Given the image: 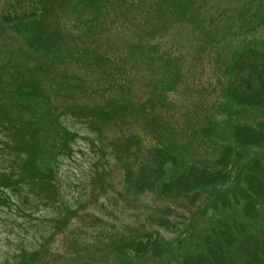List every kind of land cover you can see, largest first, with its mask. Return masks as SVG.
<instances>
[{
    "label": "rangeland",
    "instance_id": "obj_1",
    "mask_svg": "<svg viewBox=\"0 0 264 264\" xmlns=\"http://www.w3.org/2000/svg\"><path fill=\"white\" fill-rule=\"evenodd\" d=\"M16 1L0 0V122L6 123L1 137L3 147L13 149L17 169L24 176L40 177L29 186L41 197L32 193L26 204L22 194L11 196L8 191L7 202L0 201V264H17L22 254L27 258L31 252L29 264H203L207 254L206 264H264L261 150L249 147L252 157L245 162L241 158L231 173L227 199L217 206L206 202L207 210L191 221L189 212H197L198 206L152 201L156 188L146 182L157 167L144 168L139 163L142 151L129 157L122 148L141 149L145 144H138L137 134L151 138L150 125L142 127L136 108L156 98L158 82L173 92L177 104L191 100L204 112L217 102L223 81L215 73L223 75V70L216 71L205 43L209 20L191 25L190 12L194 18L197 8L198 13L218 8L213 15L219 42L245 24L262 37L264 0L260 9L259 0H195L196 9L189 0L192 7L183 11L164 0H25L17 13L35 11L38 18L31 20L38 22L30 26L20 20L11 28L1 16ZM202 48L207 50L201 53ZM214 71L213 86L194 84ZM240 77L235 87L243 88L250 101L245 108L227 97L235 104L225 117L254 120L264 110V90L255 92L264 74L249 68ZM192 91L203 102L193 100ZM175 118L171 116L174 123ZM203 118L209 122L213 117ZM225 120L219 139L239 135L252 140V128L260 127L243 128ZM142 223L157 225L151 227L158 235L152 228L142 235L140 227H131ZM203 230L211 241V255L200 241Z\"/></svg>",
    "mask_w": 264,
    "mask_h": 264
},
{
    "label": "trees",
    "instance_id": "obj_2",
    "mask_svg": "<svg viewBox=\"0 0 264 264\" xmlns=\"http://www.w3.org/2000/svg\"><path fill=\"white\" fill-rule=\"evenodd\" d=\"M164 1H173L172 4L179 9H182V11L184 8H191L192 6L190 3H193L196 9L195 0H190V3L189 0ZM24 2L25 0H17L15 3H11L9 5L8 13L1 16V22L11 28L16 26L20 20H22L24 24L34 26L38 22L37 20H31L38 18L35 11L17 13V8L24 6ZM200 6L204 7L203 4ZM261 6L262 4L259 0V9ZM217 9L218 8L214 6L210 9L208 8V11L204 10L203 12L201 11L198 13L199 9L197 8V14L194 18L192 17L191 12L188 16L191 25L192 22L200 20L202 23H205V17L209 20V26H204L206 29L205 43L206 45L209 43V50L215 57L213 60L217 67L216 71L223 70V75L220 74V71L217 73L214 71L211 73L209 79L197 80L194 84L198 85L200 81L206 83V85L211 84L213 86V80L215 77L211 76H214L215 73L216 77L223 81L216 92L215 98H217V102L212 103L210 108L204 112H202L191 100L189 101V104L186 103L185 106L182 105V103H179V105L171 96V93L173 92L170 89L165 88L162 83L160 86V82H158V86L155 90L156 98L153 97L150 102L149 99L148 103H144L145 105H141L142 103H140L136 108L138 115H141L142 117L140 120H143L144 122V126L142 127H146V124L150 125L148 130L151 132V138H149V136L146 137L137 134V137L141 140L138 144H145L141 149L134 150L128 145L122 147L123 150H127L129 157H132V155H138L140 151H142L143 158L139 157V163H142L144 168L146 165L149 167H157L156 170H154L155 175L153 174L151 182H146L149 183L150 187L156 188L152 201L161 203L166 202V199H168L171 203L187 204L190 209L194 206H198L197 212H193L196 208L189 212L191 221L194 215L198 214L199 217L203 215L202 213H204V210H207L206 202L217 206L216 203L219 205L220 203H223L222 201L227 199L226 191H229L233 182L231 173L234 170L237 171L240 166L241 158L245 162L246 159L252 157L251 153L248 151L249 147H255L258 149V152L261 150L260 154L257 152L253 157H256L258 154L257 157H262L264 160V114H262L264 113V110L262 112H256V115L253 116L254 120L242 118L245 121H241L239 118L233 119V116L225 117L226 111H229L230 104H235L230 103L228 98L233 101L234 99L237 100V104H242L245 108H247V102L250 101L246 96L247 94L243 91V88L237 89L235 87L239 79L241 80L240 74L245 69L249 68H252L253 70L256 68L260 74H264V34L262 37H256V32L252 30L251 26L245 24L244 27L239 29V32H227L221 39L223 44L225 42V46L222 45L221 41L219 42L218 39L220 33L218 20L213 15V12ZM260 10L264 12V9ZM244 16L245 13L240 12V17ZM262 16H264V14ZM213 25H215L214 29H212ZM262 30H264V24H262ZM149 35H153L152 32H150ZM149 37L152 38V36ZM205 49L207 50V48L200 49L201 53H203ZM207 63L209 62L207 61ZM202 64L203 60L200 61V65ZM200 65H197L196 67ZM203 67L206 70V66ZM9 77H11V75ZM177 81H179V83L182 82V78L178 76ZM263 90L264 79H262V86L258 87L255 92H262ZM4 92V94H6V91ZM20 95H22V91ZM20 95L18 97H20ZM14 96L16 95L14 94ZM193 96L195 98L193 99L192 97L193 100L203 102V100L195 94ZM190 97L191 96H189V98ZM257 100L260 102L259 99ZM262 105L264 108V104ZM138 108L146 109L145 113L141 112ZM180 109L186 110L185 113H180ZM247 110L250 112L249 107ZM104 113L106 114V112ZM171 114L176 117V123L171 119ZM205 114L210 115L213 118H211L209 122H205L203 118ZM1 117L2 119L4 118L3 116ZM168 117L172 122L168 120ZM223 120L228 122L234 121L236 125L243 126V128H245V125L248 127H254V124H257L260 127L252 128V132L254 133L253 136L255 137L252 140L242 138L239 135H236V138L231 140H226L224 138L219 139L218 130L222 125ZM171 123H173L174 126L171 125ZM10 125L13 126V124ZM5 126L6 123L4 124L0 122V193L3 192V195L0 194V201L7 202V197L5 196L9 191L13 193L10 194L11 196H15L17 193L22 194L24 196V203L27 204L32 193L35 196L39 195V197H41L39 193L35 192L29 186L31 181H37L40 177L38 174L34 177L24 176L23 173L17 169V158L13 154V149L10 147L7 148V146L6 148L5 146L3 147L1 134L6 131H2V128ZM138 130L139 129H137V131ZM158 134L164 136L160 137L161 135ZM200 148L203 149L202 152L199 151ZM217 154L220 155L217 158H214L213 156H216ZM230 158L231 161L228 160ZM128 165L129 161H127L123 167L127 169ZM43 180L44 178L41 181ZM143 182L144 183L141 181V184L143 185H141L140 188L144 187L145 181ZM157 186H160V188H157ZM162 194L168 195V197H163ZM249 196L254 200H258L255 193H251ZM184 197L192 198L193 200L201 199L202 201L192 204L183 201L181 198ZM205 197L208 198V201L205 200ZM8 199L10 200L9 197ZM229 203L231 202L229 201ZM166 206L169 210H174L169 203ZM232 206L235 207L233 204ZM231 211H234V209H231ZM159 213L160 212L155 213L158 218L161 216L158 215ZM234 213H236V211ZM168 215L171 216L172 214ZM149 217L152 216L150 215ZM166 219H168V217ZM142 224V226L131 227H140V229L137 230L142 235H144L143 231L145 229L152 228V230L155 231L153 235H158L157 229L151 227L157 225L149 223ZM131 227L129 226V228ZM160 228H162V225L159 226V229ZM183 228L186 230L185 233H187L188 228L185 226ZM202 233L203 236L200 241L207 247L211 241L206 237L208 234L204 230ZM224 240L225 242H229L227 238ZM207 250L210 251L208 247ZM211 252L212 251L209 252L210 255ZM32 253L33 252L29 253L27 258L26 255L22 254V256L19 257V262L17 264H29L33 259V256H31ZM209 259V254H207L203 264H206Z\"/></svg>",
    "mask_w": 264,
    "mask_h": 264
}]
</instances>
